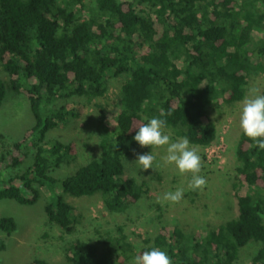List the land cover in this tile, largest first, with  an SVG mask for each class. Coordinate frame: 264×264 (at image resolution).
I'll return each mask as SVG.
<instances>
[{"label": "trees", "instance_id": "1", "mask_svg": "<svg viewBox=\"0 0 264 264\" xmlns=\"http://www.w3.org/2000/svg\"><path fill=\"white\" fill-rule=\"evenodd\" d=\"M0 65L33 116L20 139L5 144L0 133V200L26 206L52 185L50 173L74 157V143L44 140L49 130L81 117L83 108L67 100L90 103L105 95L108 79L123 78L111 113L98 105L97 154L60 180L63 193L99 194L104 208L119 214L145 193L124 177V160L141 147L132 137L146 122L142 117L164 112L166 129L187 136L190 145L208 147L217 132L212 122H203L207 108L219 98L225 104L242 100L250 73L264 75V0H0ZM5 96L0 79V106ZM235 158L237 183L251 187L237 196L235 217L200 236L171 228L157 215L155 234L142 238L138 251L118 226L103 252L90 242L70 241L66 261L119 264L158 247L172 264H235L253 241L259 248L250 264H264V150L240 132ZM71 211L61 195L44 207L47 221L66 235L74 230ZM15 230L11 216H0V251Z\"/></svg>", "mask_w": 264, "mask_h": 264}, {"label": "rangeland", "instance_id": "2", "mask_svg": "<svg viewBox=\"0 0 264 264\" xmlns=\"http://www.w3.org/2000/svg\"><path fill=\"white\" fill-rule=\"evenodd\" d=\"M88 10L83 11L87 16ZM256 31L252 33V39ZM181 66V62H178ZM0 79L6 83V96L0 106V133L5 144L21 138L24 131L33 123L29 103L22 95L15 94L9 85V79L0 65ZM123 78L108 79V90L102 97L90 103L83 97L68 99L70 105H79L83 113L79 119H72L65 128L49 130L44 140L51 142H72L75 154L70 163L61 165L51 172L54 182L51 186L40 189L39 199L32 205L3 199L0 200V216H11L16 223V230L5 239V248L0 251V264H30L34 259H42L49 264H69L65 259L66 245L73 240H81L93 244L98 253L109 248L108 242L117 236V227L123 226L126 241L134 252L141 246L142 238L155 234L159 223L157 215L171 228L179 227L186 235H204L208 229L237 214L236 198L251 192V187L237 183L235 146L241 132L239 128V110L246 96L262 93L264 75L250 73L244 86L242 100L225 104L222 99L209 106L203 122L210 121L216 127L217 139L208 147L189 145L195 148L202 157L200 175L206 185L200 190L188 187L191 175L180 174L173 164L164 161L166 147L152 148L159 165L152 169L139 170L135 161L137 155L150 151V148L134 147L124 160V177L131 178L141 184L145 193L140 200L129 205L125 212L112 214L102 203L101 196L73 197L61 191L60 180L90 161L97 154L96 124L99 108L111 113L117 102ZM62 102L59 100L58 103ZM173 141L180 138L171 129H165ZM32 159L30 156L21 165L25 169ZM138 169V170H137ZM184 189V195L178 203H157V197L164 192ZM61 195L63 200L72 206L71 216L74 219V230L66 235L55 224L47 221L44 207ZM163 221V223H165ZM165 223V224H166ZM0 234V237H3ZM259 248V243L251 241L243 247L235 264H250L251 257ZM133 256L119 264H130Z\"/></svg>", "mask_w": 264, "mask_h": 264}, {"label": "clouds", "instance_id": "3", "mask_svg": "<svg viewBox=\"0 0 264 264\" xmlns=\"http://www.w3.org/2000/svg\"><path fill=\"white\" fill-rule=\"evenodd\" d=\"M255 94L246 96L239 110V128L243 136L253 142L258 150H264V94L253 90ZM164 112L159 116L142 117L146 122L142 123L132 139L141 147H149L150 151L137 155L135 161L139 170L154 169L159 165L157 158L152 154V148L166 147L164 161L173 164L180 174L189 173V189L200 190L206 185L205 178L200 175L202 169V157L195 148L190 147L187 136H182L173 141L166 134L167 121L163 117ZM137 169V170H138ZM184 189L177 188L174 191L164 192L157 197V203H178L182 200ZM130 264H172L170 256L165 250L152 247L139 255H134Z\"/></svg>", "mask_w": 264, "mask_h": 264}]
</instances>
